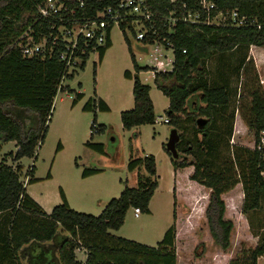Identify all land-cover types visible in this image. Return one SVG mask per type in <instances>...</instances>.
I'll use <instances>...</instances> for the list:
<instances>
[{
  "label": "trees",
  "instance_id": "1",
  "mask_svg": "<svg viewBox=\"0 0 264 264\" xmlns=\"http://www.w3.org/2000/svg\"><path fill=\"white\" fill-rule=\"evenodd\" d=\"M41 1L0 0V147L4 142L15 141V153H8L14 163L23 157H35L36 146L43 143L61 78L62 66L55 58L23 57L14 44L35 18ZM181 1L189 7L197 4V0H176V4ZM211 1L218 11H236L238 16L245 17V25L237 27L230 22L222 25L178 24L171 38L175 48L174 68L171 72L156 73L153 81L168 98L164 110L168 123L180 131L177 151L185 155L182 159L170 158L173 168L190 166L189 159L192 158L194 170L188 178L210 189L204 214L213 243L222 251L231 246L233 223L224 219L225 204L221 195L240 182L243 190L240 212L247 219L253 236L258 237V243L254 248L242 249L228 264H257L258 258L264 260V232L257 233L249 214L264 211V150L257 149L259 136L264 132V89L248 53L251 45L264 46V0ZM85 2L87 10L92 12L113 0ZM150 2L155 11L173 7L169 0ZM123 35L130 51V41L124 32ZM110 46L111 41H108L99 50V62ZM130 58L134 73L125 70L123 76L133 81L134 106L120 112V121L126 130L153 124L156 118L150 87L139 79L141 68L131 53ZM73 76L74 73L69 74L68 79ZM243 77L249 82L242 84ZM234 81L239 83L238 88L233 86ZM65 88L69 89L68 86ZM235 96L238 103L233 106ZM82 97V93L75 92L73 104ZM92 101L94 106L97 103L100 111L109 110L102 100ZM7 105L34 113V127L26 129L5 110ZM90 107L88 101L84 109ZM236 112L254 136L253 148L230 143ZM182 116H186L188 124L183 123ZM199 118L205 120L201 126L197 124ZM93 124L97 125L96 132H99L96 118L91 121L92 133ZM86 145L95 150L102 149L101 144L86 142ZM61 148L59 143L55 152ZM162 148L165 151L164 143ZM6 158L7 155L0 160V264H176L175 224L164 232L156 246L110 233L123 225L129 208L149 213V202L158 186L157 179H154L156 165L153 155L146 154L128 163L130 171L142 164L147 175L138 177L137 187H124L97 216L72 209L61 188V203L55 205L49 214L45 213L25 192L20 180L22 166L8 165ZM235 166L240 169L238 177H242L241 180L236 178ZM99 172L96 168L83 169L81 176ZM33 173L34 166L30 165L26 170L27 184L37 181ZM45 178H50V172ZM55 239L62 244L52 255L50 243ZM79 246L86 250L84 261L76 259L75 249ZM204 252L205 245L199 242L194 248V256L200 258Z\"/></svg>",
  "mask_w": 264,
  "mask_h": 264
},
{
  "label": "rangeland",
  "instance_id": "2",
  "mask_svg": "<svg viewBox=\"0 0 264 264\" xmlns=\"http://www.w3.org/2000/svg\"><path fill=\"white\" fill-rule=\"evenodd\" d=\"M110 39L111 48L107 51L104 63L99 62L97 52H92L86 58L84 67L78 68L73 78L64 81V85L69 89L58 91L54 98L46 136L36 151L37 159L23 157L19 162L23 167L20 180L24 181L26 170L30 165L35 166L33 177L37 179L43 180L50 172L54 175V180L41 181L32 186L31 191L38 190L53 202L55 196L59 197V189L64 188L71 200L72 209L97 216L104 208L102 206H105L104 202L117 198L124 187H137L138 177L147 175L142 164L130 171L128 163L146 154L153 155L156 165L154 179H157L158 186L149 202L151 213L150 215L140 213L136 218L132 207L129 208L124 223L116 235L156 246L162 239L161 235L175 224L177 218L180 230L177 240V264H222L221 256L215 252L216 245L211 236L205 233L207 221L203 216V207L208 203L210 189L206 187L202 189L201 185L189 183L188 176L185 175L186 171L180 172L177 179L173 176L175 170L170 157L162 148L172 128L169 123L161 121L167 118L164 110L168 106V98L157 89L152 74L148 71L141 70L138 76L143 84L150 87V99L154 105L157 121L130 130L122 127L120 111L130 110L134 106L131 91L133 81L126 79L123 73L125 70L134 73V69L130 51L118 26H113ZM130 39L131 50L135 54L137 64L149 65L151 61L146 56V52L140 49L134 37ZM254 64H256L255 59ZM260 66L263 70L257 71L256 65L255 68L264 89V60L260 62ZM241 82L243 84L249 81L243 77ZM233 86L238 88L239 83L234 81ZM77 90L83 93V97L73 104ZM94 92L108 99L111 111L97 110V103L94 106L92 101ZM88 101L91 107L86 110L84 106ZM232 101L233 106H236L237 96ZM4 108L21 121L26 129L34 127L36 123L34 113L11 105ZM185 117L182 116L181 119L184 124H188ZM94 118L100 125V130L92 133L90 125ZM234 118L230 143L253 148L254 136L251 131L244 128L239 112L235 113ZM178 132L180 134V131ZM86 142L101 144L102 149L95 150L87 146ZM59 143L62 148L56 153ZM10 151H16L14 143H3L0 148V160L7 154V162L12 163L8 154ZM92 168L99 169L101 174L81 182L83 169ZM234 170L236 178L241 175L239 167L235 166ZM241 178L237 179L241 180ZM241 194L243 195V190L239 182L232 190L221 195L225 204L224 219H229L233 223L230 235L231 246L227 250L230 259L235 258L242 249L254 248L258 243V237L253 236L249 225H245L244 220L239 216L243 200ZM57 204L59 202L54 205ZM187 214L191 215L189 225L183 221V215ZM249 218L257 233L264 232V229H260V226H264V211L250 213ZM199 242L204 243L205 252L201 258H196L193 247L195 248ZM75 256L77 260L84 261L86 250L79 246L75 249ZM257 264H264L262 257L258 258Z\"/></svg>",
  "mask_w": 264,
  "mask_h": 264
},
{
  "label": "built area",
  "instance_id": "3",
  "mask_svg": "<svg viewBox=\"0 0 264 264\" xmlns=\"http://www.w3.org/2000/svg\"><path fill=\"white\" fill-rule=\"evenodd\" d=\"M169 2L173 7L166 6L161 11H155L150 0H113L89 12L85 0H42L37 6L35 18L14 44L23 57L55 58L61 63L58 92L66 89L64 81L80 68L90 53L99 54V50L107 45L114 25L122 34L124 32L129 41L130 37H134L140 49L146 52L151 63L140 68L150 72L154 79L156 73L171 72L174 68L175 48L171 38L178 24L222 25L230 22L241 27L246 23L245 17L238 16L236 11H218L211 0H197L194 7L183 1L177 4L176 0ZM130 53L136 62L131 46ZM161 121L168 123V118ZM92 129L95 133L97 125L93 124ZM257 149L264 150V132L259 136ZM27 181L28 176L25 175L24 186ZM133 211L134 216L140 214L138 208Z\"/></svg>",
  "mask_w": 264,
  "mask_h": 264
},
{
  "label": "crops",
  "instance_id": "4",
  "mask_svg": "<svg viewBox=\"0 0 264 264\" xmlns=\"http://www.w3.org/2000/svg\"><path fill=\"white\" fill-rule=\"evenodd\" d=\"M111 41V40H110ZM111 48V46L105 51V53H104V56H103V59L101 60V63H104V60H105V58H106V54H107V51L109 50ZM264 46L263 47H258V46H254V45H251L250 47H249V56L253 59H255V62H256V66H257V71H259V69H262L263 70V68L260 66V62L262 61V60H264ZM259 58H258V57ZM254 59H253V61H254ZM263 83V82H262ZM79 87V86H78ZM80 88V87H79ZM131 91H132V89H131ZM76 92H79V93H82L80 90H77ZM82 95H83V93H82ZM150 95V94H149ZM133 96V95H132ZM93 99L96 101V100H102L104 103H105V105L108 107V111H100L98 108H97V110L98 111H100V112H109V111H111V106H110V104H109V102H108V99L105 97V96H101V95H99L98 93H96V92H94V95H93ZM153 103V102H152ZM153 108H154V105H153ZM121 112V111H120ZM96 115V114H95ZM237 119V118H236ZM242 120V119H241ZM237 121H239V120H237ZM242 123H243V121H242ZM241 123V124H242ZM243 125H244V128L245 129H247V127L245 126V124L243 123ZM34 126V125H33ZM8 143L9 142H13L14 143V146L16 147V143H15V141H7ZM5 143V142H4ZM3 144V143H2ZM2 144H1V146H2ZM1 148V147H0ZM16 149H17V147H16ZM11 152V151H10ZM11 153H15V152H11ZM7 155V154H6ZM11 158V157H10ZM35 158L37 159V156H35ZM22 159V158H21ZM21 159H19L17 162H15V163H10V162H7V158H6V164H8V165H13V164H19V162H20V160ZM34 166V165H33ZM22 169H23V167H22ZM34 169H35V166H34ZM175 170V169H174ZM192 170H193V167H191V166H188V167H186V168H183V169H176L175 171H174V173H173V176L177 179L179 176V174H180V172H185L186 171V177L188 176L189 177V175L192 173ZM101 174V172H99V173H96V174H94V175H91V176H88V177H82L81 176V182L83 181V180H88V179H93V178H95V177H97L98 175H100ZM33 178H35V177H33ZM37 181H35V182H33V183H29V184H26L25 185V192L44 210V212L45 213H47V214H49L50 212H51V210H52V208L55 206L54 204H56L57 202H59V204L61 203V197H60V195H59V197H57V196H55L54 197V201L53 202H50L51 201V199L50 198H48V196L47 195H45V194H42L41 192H39L38 190H35L36 192H34V191H31V187L32 186H35L36 184H38L39 182H41V181H52V180H54V175L52 174V173H50V178L49 179H46V178H44L43 180H40V179H37V178H35ZM188 180H189V183H191V184H193V183H195L196 185H200V184H198V183H196L195 181H193V180H190L189 178H188ZM202 186V185H201ZM203 188L202 189H205V187L204 186H202ZM62 189V191H63V193H64V195H65V198H66V200H67V202H68V204H69V206L72 208V203H71V200H70V198H69V196H68V194H67V191L64 189V188H61ZM241 197H243V195L241 194ZM108 201H106V202H104L103 204H106ZM207 202H205V204H206ZM54 205V206H53ZM103 207H104V205H102ZM149 208V213H144L145 215H150V213H151V209H150V207H148ZM133 210H134V208H132ZM204 209H205V207H203V216L205 217V214H204ZM80 212V211H79ZM141 213V212H140ZM133 215H134V211H133ZM140 216V214L138 215V216H134V217H136V218H138ZM186 216V217H185ZM239 216L244 220V223H245V225H249L247 222V219H245V216L241 213V212H239ZM183 221H185V223H191V215H189V214H187V215H183ZM205 219V218H204ZM205 221H206V219H205ZM189 225V224H188ZM179 225L177 224V218L175 219V227H176V235H175V253H176V264H177V252H178V245H177V240H178V236H179V227H178ZM121 228V227H120ZM119 228V229H120ZM119 229L118 230H110V233H112V234H114V235H116V233H118V231H119ZM192 231H194V229H193V227H192ZM205 233L207 234H209V230H208V226H207V229L205 230ZM210 235V234H209ZM117 236V235H116ZM119 236V235H118ZM162 237H163V234L161 235ZM146 245V244H145ZM148 246H150V245H148ZM193 249H194V247H193ZM218 255H220L221 257V260H222V264H228V262H229V260H230V255H229V253H228V251H222L218 246H216V251H215ZM201 258V257H200Z\"/></svg>",
  "mask_w": 264,
  "mask_h": 264
},
{
  "label": "water",
  "instance_id": "5",
  "mask_svg": "<svg viewBox=\"0 0 264 264\" xmlns=\"http://www.w3.org/2000/svg\"><path fill=\"white\" fill-rule=\"evenodd\" d=\"M205 123V120L203 118L197 119V124L201 126ZM180 140V134L178 130L174 127H172L169 131L168 138L166 142L164 143V148L166 153L169 155V157L172 160H177L180 158V154L177 151V143ZM187 158V156L185 157ZM193 159H189L190 166L192 165Z\"/></svg>",
  "mask_w": 264,
  "mask_h": 264
},
{
  "label": "flooded vegetation",
  "instance_id": "6",
  "mask_svg": "<svg viewBox=\"0 0 264 264\" xmlns=\"http://www.w3.org/2000/svg\"><path fill=\"white\" fill-rule=\"evenodd\" d=\"M179 154L181 156L179 159H182V157L185 155L184 153H179ZM61 244L62 243L58 244V240L57 239H55L53 242L50 243V249H51L52 255H54L58 251V249L60 248ZM28 257H30V256H28Z\"/></svg>",
  "mask_w": 264,
  "mask_h": 264
}]
</instances>
